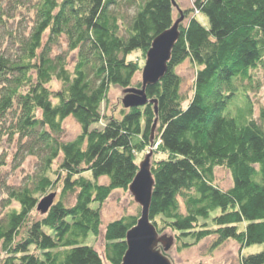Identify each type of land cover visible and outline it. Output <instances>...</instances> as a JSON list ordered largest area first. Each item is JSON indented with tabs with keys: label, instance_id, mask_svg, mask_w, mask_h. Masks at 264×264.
<instances>
[{
	"label": "trees",
	"instance_id": "16d2710c",
	"mask_svg": "<svg viewBox=\"0 0 264 264\" xmlns=\"http://www.w3.org/2000/svg\"><path fill=\"white\" fill-rule=\"evenodd\" d=\"M8 1L7 9L0 1V264H103L85 240L101 234L102 205L113 190L128 191L137 155L147 148L154 181L149 220L164 241L185 249L215 235L212 249L232 239L239 251L264 243V104L255 117L246 95L235 114L224 113L264 61V0H191L184 8L178 0ZM124 3L135 7L129 17ZM16 9L31 20L27 34L6 28ZM174 10L183 21L167 70L145 89L157 114L149 102L122 106L119 117L103 113L111 86L123 95L141 86L134 78L142 68L130 54L146 58L152 40L178 19ZM61 39L76 52L72 69L65 53L52 54ZM186 60L196 68L189 99L176 72ZM69 117L80 132L64 141ZM13 146L39 156L34 186L6 183L2 168ZM216 168L229 172V188L216 183ZM56 188L57 199L42 214L36 195ZM139 217L140 208L104 226L110 264L121 263L126 233ZM240 264H264V249L240 256Z\"/></svg>",
	"mask_w": 264,
	"mask_h": 264
},
{
	"label": "rangeland",
	"instance_id": "374dc122",
	"mask_svg": "<svg viewBox=\"0 0 264 264\" xmlns=\"http://www.w3.org/2000/svg\"><path fill=\"white\" fill-rule=\"evenodd\" d=\"M4 7L7 9L9 7L8 0H0ZM181 4V7H188L191 4V0H178ZM123 2H121L122 4ZM120 9L128 13V17L135 12V7L128 6L126 3L121 5ZM28 13V12H27ZM23 13H19L18 9L15 10V21L11 22L6 26L7 29L16 31L19 34H27L30 30L31 20L29 16H22ZM27 15V14H26ZM174 18H178V10H174ZM26 18V19H25ZM197 18L204 24L207 25V19L199 14ZM185 22V21H184ZM0 35L6 37L5 32L1 29ZM2 39V38H1ZM8 40V39H6ZM46 40V35L44 37V42ZM65 53L68 68L72 69V65L75 61L76 52H71L67 50L66 40L61 39L58 45L52 47V54ZM132 58H138L141 68L145 64V58L140 54L139 51H134L131 54ZM195 66L188 60L176 67V72L180 75L181 82V93L186 96L187 99L190 98L193 91L194 77H195ZM142 69L136 73L134 81H141ZM251 80L245 81V88H240L238 96H236L229 104L227 108L224 109V113L230 112L235 114L236 106L240 105L245 99L246 95L249 97L251 103L255 108V117L258 116V109L261 105L264 104V61L259 67L251 71ZM135 88V85H132ZM51 87L56 89L59 87L57 81H53ZM123 97V90L117 86H111V89L108 93L107 99L101 105V111L107 114H113L115 116H120V110L122 108L121 99ZM101 124H99L100 126ZM80 132V127L78 123L71 117L63 121V132L61 139L64 141L73 139ZM5 143H7L5 141ZM10 148V147H9ZM151 148V147H150ZM147 148L144 152H141L137 155V161L141 162L144 159V156L149 152ZM22 151V150H21ZM18 150L16 146H13L9 153L7 152V163L2 168V173L7 184L18 188L26 186L29 184L36 183L38 175L40 173V159L37 155H30L26 151ZM152 156V155H151ZM154 158H158L155 154ZM152 161V160H151ZM57 162L53 164V168H56ZM215 181L222 189H227L231 186V177L229 172L224 168H216L215 171ZM100 183L107 182L106 177L99 179ZM54 192L55 198L57 199L58 194L60 193V188L55 190H50L46 194H38V201L41 200L44 196L49 193ZM2 195H0L1 198ZM67 202L70 204L73 202L71 197L68 198ZM181 206L183 207L181 201ZM92 207H96V204H93ZM140 206L134 201L133 196L128 191H123L122 189H115L110 194L109 198L105 201L101 208V234L97 237H94L92 234H89L85 240V243L92 245L97 252L101 255L103 264H110L104 259L103 248L104 241L102 238L103 229L106 223L112 221L116 218L121 217L122 215L135 214L137 213ZM4 208L2 206V201L0 199V216L3 215ZM200 224L205 223L209 228H214L210 220H200ZM166 232V231H165ZM169 234L168 232H166ZM159 235V234H158ZM161 235V233H160ZM215 240V235H210L207 238L203 239L201 242L197 243L194 246L185 249H178L177 245L173 243L169 249L164 252H161L169 259L170 264H240V256H246L248 254L257 253L264 249V243L254 244L248 247H244L239 251L238 244L232 239L226 240L222 245L216 249H212L211 245ZM2 255L0 251V256Z\"/></svg>",
	"mask_w": 264,
	"mask_h": 264
},
{
	"label": "water",
	"instance_id": "95a60500",
	"mask_svg": "<svg viewBox=\"0 0 264 264\" xmlns=\"http://www.w3.org/2000/svg\"><path fill=\"white\" fill-rule=\"evenodd\" d=\"M175 5V1L172 0ZM175 20L173 25L157 35L146 52L145 64L141 73V86L139 88H126L121 99L124 108L138 107L146 103L154 104V111L157 114V101L147 98L145 89L147 86L159 81L167 70V62L170 52L179 37L178 26L183 21V16ZM156 121L153 124L152 131ZM151 140V148L153 140ZM152 150L144 156L138 164V171L128 186V192L133 196L134 201L140 206V217L136 224L126 233V251L120 264H170L169 259L158 248L162 242L166 251L172 245V241H164L157 233L155 226L149 220V206L151 201L153 176L151 173L150 159ZM55 193H49L39 200L37 209L42 214L47 212L53 204Z\"/></svg>",
	"mask_w": 264,
	"mask_h": 264
}]
</instances>
